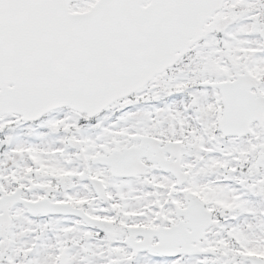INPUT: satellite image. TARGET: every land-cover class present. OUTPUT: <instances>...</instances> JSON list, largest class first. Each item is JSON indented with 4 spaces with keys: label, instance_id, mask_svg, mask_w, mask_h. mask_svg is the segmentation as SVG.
<instances>
[{
    "label": "snow or ice",
    "instance_id": "1",
    "mask_svg": "<svg viewBox=\"0 0 264 264\" xmlns=\"http://www.w3.org/2000/svg\"><path fill=\"white\" fill-rule=\"evenodd\" d=\"M0 264H264V0H0Z\"/></svg>",
    "mask_w": 264,
    "mask_h": 264
}]
</instances>
